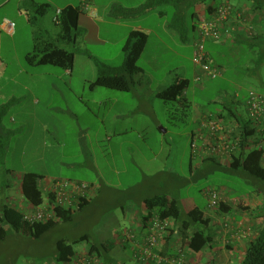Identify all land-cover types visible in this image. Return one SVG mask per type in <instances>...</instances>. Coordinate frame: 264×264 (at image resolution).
<instances>
[{
    "label": "rangeland",
    "instance_id": "obj_1",
    "mask_svg": "<svg viewBox=\"0 0 264 264\" xmlns=\"http://www.w3.org/2000/svg\"><path fill=\"white\" fill-rule=\"evenodd\" d=\"M54 1L63 5L69 0ZM200 1L190 7L188 1L183 4L179 15H183L186 28L191 27V11L201 5ZM95 2L137 6L146 0ZM75 4L80 5V0ZM160 10L165 13L160 15ZM91 12L92 9L80 14L77 61L68 71L52 64L33 65L26 59L35 48L36 38L42 41L59 35L55 10L49 8L40 15L31 0H0V57L6 62L0 68V106H7L4 123L10 130L7 152L0 157V196L7 170L104 183L90 208L60 222L41 237L25 230H11L0 240V264H57L54 258L60 240L72 243L85 233H96L104 221L111 222V214L121 215L120 204L130 200L138 205L158 195L192 197L207 214L221 212L219 207H208L206 192L210 189L220 192L221 202L233 200L229 203L232 207L239 204L238 196H244L255 207L248 206L255 214L251 213L250 227L245 229L254 234L264 214V196L256 195L258 185L223 169H215L208 176L192 174L190 135L194 127L190 120L185 124L181 111L170 109L173 104L156 96L159 88L171 84L181 73L191 81L186 96L192 105L217 107L212 99L220 89V79H194L193 38L190 35L188 42L181 39V24L175 25L176 10L160 6L128 16L113 14L109 9L107 13L96 11L95 16ZM8 21L15 23L12 33L8 31ZM117 21L121 24H114ZM124 25L144 26L149 34L139 60L144 69L141 83L129 92L91 87L97 74L93 57L111 65L123 62L122 46L132 30ZM259 46L250 47L241 41L237 51L243 53H238V58L254 59L251 67L243 71L242 79L264 97V44ZM197 84L210 88L204 97L191 94ZM229 87L234 85L229 83ZM109 130L120 139L106 140ZM240 144L239 141L235 152ZM194 162L199 163L197 158ZM194 175L199 176L193 179ZM229 253L233 264H237L241 252L237 256L232 250Z\"/></svg>",
    "mask_w": 264,
    "mask_h": 264
},
{
    "label": "trees",
    "instance_id": "obj_2",
    "mask_svg": "<svg viewBox=\"0 0 264 264\" xmlns=\"http://www.w3.org/2000/svg\"><path fill=\"white\" fill-rule=\"evenodd\" d=\"M188 7L198 4V0H146L143 6L137 8H126L114 6L113 14L128 16L135 12L152 10L160 6H171L176 10L175 25L181 24V39L187 36L188 30L181 14L183 4L187 3ZM253 9L264 14V0H248ZM210 0H202L200 4H207L206 14L211 15L218 6L227 3L234 9L236 6L229 2H224L217 6L209 3ZM33 7L40 15H45L50 8L48 3L32 2ZM80 6H66L57 14V25L60 33L56 39L36 38V45L31 53L26 55V59L33 65L52 64L64 69H72L76 55L77 39L80 34L79 19L81 14ZM192 16L196 13L191 11ZM149 34L142 29L130 30L126 38L122 51L124 55L123 62L120 65H111L101 62L93 57L97 65V74L91 87H107L114 90L129 92L134 90L144 76V69L139 65V60L146 48ZM248 41L250 39H247ZM189 78L176 77L174 81L166 86H162L156 92V96L164 100L167 104H173L170 109L181 111L185 116V124L189 121L193 106L186 96V89L190 85ZM173 108V109H172ZM248 110V108H247ZM7 113V106H0V157L7 152L9 145L10 130L5 126L4 117ZM248 113V112H247ZM248 115V114H247ZM222 116V115H221ZM222 124L226 129H232L231 135L241 140L240 148L232 154L230 164L219 160L213 155H199L193 151L192 141L196 135V130L191 132V159L190 171L192 174L208 176L215 169L227 170L232 174H239L247 179L254 181L258 187L256 195L264 196V148L256 146L249 147L250 139L257 135V139L262 140L258 135L257 128L251 125L247 116L246 120H239V125H233L229 122L231 116L225 115ZM188 118V119H187ZM200 125V123H199ZM198 159V164L194 162ZM10 172V170H7ZM199 175L192 176L196 179ZM46 177L43 174L34 171H25L20 179V191L22 197L20 200L8 202L0 201V240H4L11 230L20 232L21 230L29 231L34 237H41L57 224L62 221H69L75 217V214L91 201V198L80 205L79 211L73 212L57 207L58 219H50L45 222L29 224L24 221L21 201L26 200L34 205H40L47 198L44 187ZM89 183V182H88ZM207 194V193H206ZM208 196V195H207ZM50 201H54V195H49ZM242 205H235V207ZM264 207V206H263ZM219 208L223 214L232 211V206L227 202H220ZM138 209L142 229L147 230L148 225L154 214L161 218H167L171 222L170 231L165 238L162 246H157L155 251L162 256L176 255V244H179L184 250L189 249L192 252H201L211 246L213 236L209 230L212 226V218L201 209L192 197L169 194L168 196L147 197L136 205ZM85 243L89 246V255H95L101 264H122L120 260L112 255L108 245L97 238V233H85L75 239L72 243L66 240L58 242V253L55 256L57 264L71 263L77 257V248L75 244ZM82 256V255H81ZM237 264H264V214L260 224L254 230L251 239L247 241L245 248L241 250V256Z\"/></svg>",
    "mask_w": 264,
    "mask_h": 264
},
{
    "label": "crops",
    "instance_id": "obj_3",
    "mask_svg": "<svg viewBox=\"0 0 264 264\" xmlns=\"http://www.w3.org/2000/svg\"><path fill=\"white\" fill-rule=\"evenodd\" d=\"M31 1L37 2L36 0ZM74 1L69 0L63 5H59L54 0H42L37 3L50 4V8H53L56 13L55 22L59 11L66 6H80L81 11L83 12L90 11L92 9L91 14L92 16H95L94 13L99 10L107 13L109 9L111 12L116 4L126 8H137L144 5L142 3L137 6H126L125 4H120L121 2H112L109 5H105L96 3L95 0H80V5H77L75 3L78 0ZM224 2H229L236 6L235 11L237 14L229 20L228 28L223 34L222 39L219 41L208 40L206 44L210 60L214 65H217L222 72V74L218 77V79H220V89L215 95V98L212 99L215 102V105L217 104V107L211 108L210 106L192 105L194 110L192 111L189 120L192 127H194L193 131H198L200 129L199 123H201L202 119L204 120V118L208 115L217 117L221 120V122H223L224 118L222 116L229 114L231 116L229 122H231L233 125L239 124V120H246L248 116L246 103L249 98V94L254 91V89L250 86H247L250 84L249 82H245L242 79V73L251 67V63L254 62V59L251 58L245 60V58L242 56L238 58V53L242 52L237 51V46L241 41H246L250 47H253L256 44H260V46L262 43L264 44V14L261 15L260 11L254 10L253 5H251L248 0H210L209 3H211L213 6H217ZM207 7V4H201L196 10H194L196 17L192 16L191 14V27H187V36H184L182 39L188 42L189 36L191 35V38H193L192 49L194 48L196 40H198V32L196 30L197 19L200 17V15L206 13ZM164 13L165 12L162 10L159 11L160 15H163ZM114 24H121V22L117 21ZM2 25L5 26L6 23L4 22ZM124 26L128 29H145L144 26L141 25ZM8 31L11 33L13 32L9 27ZM247 39L250 40L248 41ZM230 60H233V62ZM76 61L77 54L75 55L74 65ZM5 64L6 62L0 57V68H3ZM194 66V79L196 80V75L201 73V70L196 65ZM69 75L73 76V72H70ZM178 76L187 78L181 73H178L176 77ZM95 78L96 75L92 79L95 80ZM229 83L233 84L234 88H230ZM209 90L210 88L208 85L197 84L195 85V90L193 89L191 94L194 95L199 93L204 97L203 93H207ZM186 94L188 95V91H186ZM42 127L45 128V124L42 125ZM117 135V133L112 135L111 131L109 130L106 135V140L109 142H114L115 140L120 139L119 137H114ZM197 164L198 163H196V165ZM23 173L24 172L22 171L18 173L12 171L6 173L7 177L5 176L6 179L2 182L3 191L1 192L2 195L0 196V201L5 200L13 203L14 200H20L22 197L20 191V179L22 178ZM45 177L48 178L47 176ZM72 180L89 182L95 186V193L93 194L91 201L83 208V210L76 213V216L94 204L99 196L97 194H100L104 189V183L101 182L98 184L96 181L91 182L78 179ZM17 185H19L18 190L16 189ZM206 197L208 203L207 194ZM238 197L240 199L238 201L239 204L235 202L234 203L236 205H242V207H232V211L225 214L218 211L214 212V214L206 213L212 218V226L209 232H211V235L213 236V242L211 246L205 248L201 252H192L189 249L184 250L187 264H233L229 251L232 250V253L237 256L242 250L240 246H243V249L245 248L247 241L250 240L253 235L252 232H247L245 229L251 222V213L255 214L254 210L249 211L248 206L255 208L250 205V200L244 196ZM234 200H236V198H234ZM225 202L232 204L231 202H233V200L227 201L226 199ZM262 204V206H264V201ZM120 208L121 215L116 213L111 214L112 212L109 213L111 215L108 217V219L111 222H103V225L100 226L96 231L97 238L101 242L108 245L109 251L112 253V255L114 254L113 256L120 260L122 264H143L136 258L139 248L136 245L137 243H144V236L146 233V231L142 229L138 209H136V205L131 204L130 200L127 202V204H120ZM251 226H253V224ZM129 233L134 235V238H128L127 234ZM77 254L78 255L75 259L81 257V255L84 254L89 255V246L85 243L80 245L77 248Z\"/></svg>",
    "mask_w": 264,
    "mask_h": 264
},
{
    "label": "built area",
    "instance_id": "obj_4",
    "mask_svg": "<svg viewBox=\"0 0 264 264\" xmlns=\"http://www.w3.org/2000/svg\"><path fill=\"white\" fill-rule=\"evenodd\" d=\"M235 9L224 3L216 8L211 14H202L197 19L196 30L198 40H196L193 52V63L200 68L201 73L196 75V81L204 82L218 78L222 72L217 65H214L209 58L206 44L208 40L219 41L228 28L229 20L235 16ZM9 28L13 31L15 23L8 21ZM248 118L251 125L258 130L261 139L264 138V97L258 92L252 91L247 100ZM237 124L236 126H238ZM233 129V128H232ZM232 129H226L221 120L217 117L208 115L202 119L200 129L192 141L193 151L199 155H215L219 160L230 164L232 154L238 146L239 136L231 135ZM256 146L264 148L262 140L255 137L250 139L249 147ZM44 187L47 198L40 205H34L29 201H21L23 219L29 224L45 222L50 219H58L57 207L68 211H79L80 205L84 201L92 198L95 193V186L85 181L72 179L46 178ZM54 195V201L51 202L49 195ZM208 207L217 208L221 202V195L218 190L210 189L207 192ZM171 222L167 218H161L154 214L150 224L147 227L144 243H137L138 251L136 258L143 264H187L184 249L176 244L177 254L162 256L155 251L159 245L165 243V238L169 234ZM128 238H134V235L127 234ZM64 264H101L95 256L82 255L74 259L71 263Z\"/></svg>",
    "mask_w": 264,
    "mask_h": 264
}]
</instances>
